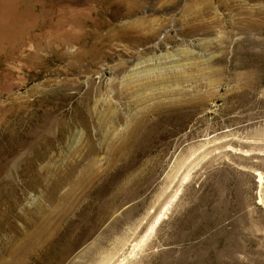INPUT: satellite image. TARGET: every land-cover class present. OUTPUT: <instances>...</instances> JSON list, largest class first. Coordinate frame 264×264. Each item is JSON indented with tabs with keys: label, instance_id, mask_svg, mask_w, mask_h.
Listing matches in <instances>:
<instances>
[{
	"label": "rangeland",
	"instance_id": "374dc122",
	"mask_svg": "<svg viewBox=\"0 0 264 264\" xmlns=\"http://www.w3.org/2000/svg\"><path fill=\"white\" fill-rule=\"evenodd\" d=\"M0 264H264V0H0Z\"/></svg>",
	"mask_w": 264,
	"mask_h": 264
},
{
	"label": "bare ground",
	"instance_id": "6f19581e",
	"mask_svg": "<svg viewBox=\"0 0 264 264\" xmlns=\"http://www.w3.org/2000/svg\"><path fill=\"white\" fill-rule=\"evenodd\" d=\"M168 37H165V41L168 40L166 39ZM164 41V42H165ZM150 59V58H149ZM179 76V75H178ZM178 76H176L178 78ZM178 80H183L182 77H179ZM169 106V105H168ZM69 156V155H68ZM48 167V166H47ZM50 167V166H49ZM52 168V167H51ZM87 168V166H86ZM90 168L92 169L91 174L88 177L82 176L80 178H77L73 181V183L70 185V187L68 188L67 191L62 192L59 195L57 204H55V209L58 212V215L61 219H64L68 213L73 210V207L75 206L77 199L80 197V195L83 193L81 192L79 195L77 194V191L79 189V187H85L88 183H90L89 181L96 176L97 172H95V167L93 164H90ZM47 169V168H45ZM49 169V168H48ZM89 169V168H88ZM87 178V179H86ZM77 184H79L78 186H76ZM88 188V187H87ZM86 190V189H85ZM82 191V190H81ZM54 206V205H53ZM57 216V215H56ZM45 218V217H44ZM42 222V221H41ZM45 224V223H44ZM40 226V225H39ZM36 228V227H35ZM44 231V228L41 229V233ZM36 232V231H35ZM46 234V238L48 239L50 238L51 234H49V231H45ZM44 234V235H45ZM38 236V235H37ZM49 236V237H48ZM38 239V238H37ZM44 241V240H43ZM47 241V240H46ZM13 252V251H12ZM27 252V251H26ZM14 253V252H13Z\"/></svg>",
	"mask_w": 264,
	"mask_h": 264
}]
</instances>
